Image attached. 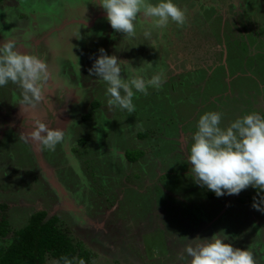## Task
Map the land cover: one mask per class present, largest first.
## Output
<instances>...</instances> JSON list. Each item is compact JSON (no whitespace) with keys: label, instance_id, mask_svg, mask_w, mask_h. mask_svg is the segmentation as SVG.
I'll list each match as a JSON object with an SVG mask.
<instances>
[{"label":"rangeland","instance_id":"obj_1","mask_svg":"<svg viewBox=\"0 0 264 264\" xmlns=\"http://www.w3.org/2000/svg\"><path fill=\"white\" fill-rule=\"evenodd\" d=\"M174 2L186 12L183 26L146 39L147 25L137 22L132 40L110 28L95 0L0 2V41L14 39L52 74L40 118L66 127L55 150L25 142L31 114L20 113V90L0 88V225L10 233L42 212L86 253L85 264H187L185 238L225 230L226 242L264 264V216L238 201L255 189L209 198L187 160L204 112H221V127L252 111L264 115V0ZM50 33L48 56L41 49ZM99 48L134 67L151 63L148 74L163 71L166 82L137 94L134 113H107L104 86L88 73ZM127 152L142 156L130 161Z\"/></svg>","mask_w":264,"mask_h":264},{"label":"clouds","instance_id":"obj_2","mask_svg":"<svg viewBox=\"0 0 264 264\" xmlns=\"http://www.w3.org/2000/svg\"><path fill=\"white\" fill-rule=\"evenodd\" d=\"M95 3L104 11L110 28L122 33L124 40L136 37L137 22L147 25L143 35L150 39L153 32L162 33L172 23L183 26L187 20L185 10L174 0H95ZM149 46L156 49L158 42L151 39ZM97 51L88 73L104 86L107 113L113 110L134 113L137 94L160 90L166 82L163 71L148 74L153 68L151 63L141 62L146 67H134L132 61L108 55L104 48ZM77 67L79 71L78 62ZM50 81L52 74L44 60L26 50L20 51L14 39L0 41V88L10 83L16 85L20 90L17 104L21 115L31 114L30 127L21 131V137L38 149L51 151L64 142L66 127L50 126L40 118L39 109L46 100ZM221 121V112L207 111L196 122L187 156L192 181L216 197L239 195L251 187L256 196L250 207L255 214L264 216V115L252 111L226 127H221ZM185 239L181 255L187 264H256V258L247 250L226 242L229 236L225 230L211 237ZM78 264L85 261L80 259Z\"/></svg>","mask_w":264,"mask_h":264},{"label":"trees","instance_id":"obj_3","mask_svg":"<svg viewBox=\"0 0 264 264\" xmlns=\"http://www.w3.org/2000/svg\"><path fill=\"white\" fill-rule=\"evenodd\" d=\"M128 152L126 156L130 161H135L142 156L140 152L133 156ZM206 191L209 198L214 196L211 191L207 189ZM254 198L247 199V201L239 199L238 201L246 202L250 206ZM44 217V213L38 212L29 218L27 225L12 233L7 229L6 222H1L0 240L12 235V241L8 247L0 245V264H47L48 257L55 259L60 264H72L76 254L78 261L80 259L85 262L89 261L86 253L83 251L77 253V249L67 236L56 227V219L44 222Z\"/></svg>","mask_w":264,"mask_h":264},{"label":"flooded vegetation","instance_id":"obj_4","mask_svg":"<svg viewBox=\"0 0 264 264\" xmlns=\"http://www.w3.org/2000/svg\"><path fill=\"white\" fill-rule=\"evenodd\" d=\"M62 24V23H61ZM64 25V27H66V26H69V23L67 22H64L63 21V24H62V26ZM36 28H38V26L36 27ZM63 29V28H62ZM62 29H58V30H55L54 32H51V33H55L56 31H60V30H62ZM49 34L47 37H48V39H47V42H45V44H44V47H42V53L43 54H47L48 56L50 55V47H49V45H48V41L50 40L51 41V39H52V37H53V35L52 34ZM51 35H52V37H51ZM46 37V36H45ZM34 52H36V50H34ZM41 52H39V53H41ZM39 55V54H38Z\"/></svg>","mask_w":264,"mask_h":264},{"label":"bare ground","instance_id":"obj_5","mask_svg":"<svg viewBox=\"0 0 264 264\" xmlns=\"http://www.w3.org/2000/svg\"><path fill=\"white\" fill-rule=\"evenodd\" d=\"M3 241V240H2Z\"/></svg>","mask_w":264,"mask_h":264}]
</instances>
